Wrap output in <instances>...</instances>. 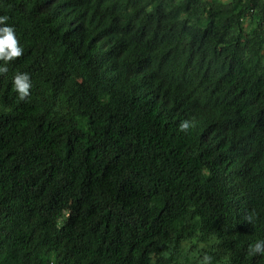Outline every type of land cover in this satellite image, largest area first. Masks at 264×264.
<instances>
[{
    "label": "trees",
    "instance_id": "1",
    "mask_svg": "<svg viewBox=\"0 0 264 264\" xmlns=\"http://www.w3.org/2000/svg\"><path fill=\"white\" fill-rule=\"evenodd\" d=\"M0 16L24 49L0 73V264H264V0Z\"/></svg>",
    "mask_w": 264,
    "mask_h": 264
},
{
    "label": "clouds",
    "instance_id": "2",
    "mask_svg": "<svg viewBox=\"0 0 264 264\" xmlns=\"http://www.w3.org/2000/svg\"><path fill=\"white\" fill-rule=\"evenodd\" d=\"M7 16H0V61L4 62L5 66H0V73L7 72V63L23 55L24 49L18 45L13 27L7 25ZM14 88L18 92L21 100L29 96L31 88L30 76L27 73L18 74L14 77ZM188 128L186 122L181 124V130ZM246 221L252 222V216L245 217ZM250 255L264 256V240H258L254 245L249 247ZM211 257L205 255L202 264H210Z\"/></svg>",
    "mask_w": 264,
    "mask_h": 264
},
{
    "label": "bare ground",
    "instance_id": "3",
    "mask_svg": "<svg viewBox=\"0 0 264 264\" xmlns=\"http://www.w3.org/2000/svg\"><path fill=\"white\" fill-rule=\"evenodd\" d=\"M213 131V130H212Z\"/></svg>",
    "mask_w": 264,
    "mask_h": 264
}]
</instances>
